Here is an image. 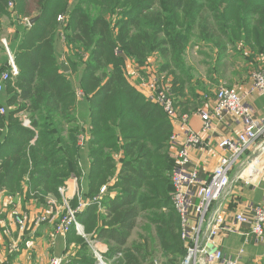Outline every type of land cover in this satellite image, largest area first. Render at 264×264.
<instances>
[{"label": "trees", "instance_id": "trees-1", "mask_svg": "<svg viewBox=\"0 0 264 264\" xmlns=\"http://www.w3.org/2000/svg\"><path fill=\"white\" fill-rule=\"evenodd\" d=\"M8 3L0 0V28L5 18L15 28L7 48L19 74L0 94V193L57 215L48 199L62 203L60 189L82 178L85 127L88 191L83 201H68L73 211L88 203L75 216L85 237L75 226L66 234L67 251L75 248L63 264H96L88 240L107 245L111 264L181 263L186 249L170 178L173 124L130 83L127 61L146 67L156 57L154 71L170 85L181 113H199L208 102L203 96L213 93L188 73L187 51L218 50L210 74L225 73L228 45L243 42L264 55V0H17L14 12ZM33 17L31 27L18 24ZM3 48L0 77L10 70ZM76 86L90 110L86 125Z\"/></svg>", "mask_w": 264, "mask_h": 264}, {"label": "built area", "instance_id": "built-area-1", "mask_svg": "<svg viewBox=\"0 0 264 264\" xmlns=\"http://www.w3.org/2000/svg\"><path fill=\"white\" fill-rule=\"evenodd\" d=\"M13 6L12 0H9L8 7ZM58 21H63L62 17H59ZM9 65V72L3 73L0 77V94L4 91L5 84L19 74L12 57ZM151 72L150 81L145 82L146 86L142 88L145 91L144 96L160 105L172 124L178 123L183 131V134L174 131L170 139L171 151L173 150L176 155V167L170 175L174 188L172 202L181 219V239L186 249L180 264H241V256L226 257L216 240L221 235L240 233L236 229L238 224L250 226L249 231L242 234L246 240L252 236L257 242L263 241L264 201L251 207L252 218L242 212L237 213L234 217L235 226H230L224 214L220 210L215 211V207L224 196H228L232 183L231 175L235 167L261 137H264V106L259 116L248 101L256 95L264 96V68L252 73L248 90L241 91L234 87L221 86L213 100L206 99L208 102L199 114L202 121L200 130L194 129L190 115L182 114L176 106L175 98L170 93V85L162 84L157 72ZM0 112L4 114L5 110L1 108ZM228 123L234 125L237 134L223 135L217 140L216 145H213L216 133ZM23 125L29 128L30 121L25 118ZM87 139L88 135L83 133L79 138V144H84ZM209 153L218 157V164L203 178L200 176L199 168ZM194 157L198 161H195ZM256 164H259L258 158ZM246 170H242L239 177H246L244 179L247 184H255L261 179L260 169H249L248 166V172ZM105 190L104 187L102 193ZM60 191L63 193V189ZM84 204L80 202L76 211L68 209L67 216L55 227L56 234L66 236L73 226L80 235L84 234L83 226L75 218L76 213L83 210ZM53 218L46 214H38L32 219L29 213H19L15 217V223L20 233H26L29 225L51 223ZM98 245L95 241L90 245L96 264H111V261L106 259V253L101 251ZM242 253L243 251L239 255ZM64 262L63 258H55L51 264ZM0 264L6 263L0 261Z\"/></svg>", "mask_w": 264, "mask_h": 264}, {"label": "crops", "instance_id": "crops-1", "mask_svg": "<svg viewBox=\"0 0 264 264\" xmlns=\"http://www.w3.org/2000/svg\"><path fill=\"white\" fill-rule=\"evenodd\" d=\"M8 28L9 27L6 29ZM14 32L15 30L12 29L8 34H14ZM149 65L150 67L147 68ZM128 66L131 71L136 74V78L140 77L142 74H146V76H148L151 71H154L151 64H148L146 67H141V70L135 68L138 66L131 61H129ZM135 71H137V73ZM226 72L227 70L225 73ZM133 73L132 75H134ZM225 73L223 74V72H221L220 76L216 75L214 76L215 78L211 77L210 79L212 80L213 78L215 81H212L218 83L217 78L219 77V81H222V78L226 77ZM228 84L234 85L235 83L230 82ZM250 84L245 88L237 89L241 91L248 90ZM248 101L254 106L257 114L261 116V113L259 112L264 106V96L256 95ZM77 111L80 123L85 125L90 118V110L88 109V105L84 99L77 102ZM199 114L200 112L190 114L191 124L196 130H200L202 128V121ZM173 128L174 131L183 134L181 126L178 123L173 124ZM237 132V129L234 128L232 123L224 125V127L216 133L213 145H216L218 142L217 140H219L221 136L228 134L235 136ZM260 141H262V143H260L259 147H256V143L255 146L242 157L240 163L235 167L231 175L232 183L229 194L226 197L224 196L215 207V211L220 210V212L224 214L225 219L230 226H235L234 217L237 213L242 212L249 218H252L253 215L251 207H254L264 201V151H262L258 156L259 164H256L257 158H255L256 151L264 145V137H261ZM80 147V165L83 171L82 178L80 180L72 178L66 182L63 188H61L63 189V193H61L62 197L66 198L68 201L74 199L75 197L82 200V193L88 191L87 176L90 166L89 151L85 144L80 145ZM194 160L198 161L195 157ZM217 164L218 157L209 153L205 161L203 162L202 160L200 164V176L203 178L208 176ZM248 166L249 169L258 168L262 171L261 179L255 184H247L244 179L246 177H239L242 170L247 169L246 171L248 172ZM84 205V208H86L88 203H85ZM48 206L50 205L48 204ZM45 208L46 206H39L33 200L29 201L25 205V208H23V202L20 198L13 201L12 199H8L4 193H0V261H4L6 264H50L52 259H65L73 254L75 248L74 244L72 245V248L67 251L66 236L54 233L55 226L53 225V222L39 226L29 225V229L26 233L19 232L15 223V217L17 214L29 213L33 219L36 215L42 212L46 213L44 211ZM51 208L55 211V214L59 213L58 208ZM236 229L239 230L240 233L227 234L226 236H221L216 240L224 255L232 258L241 256V264H264V239L261 242H257L254 237L250 236L249 239L246 240L247 238L242 234L249 231V225L236 224ZM205 232L206 226L204 233ZM98 244L99 249L107 254V245L100 242ZM90 249L92 251V248ZM241 251H243V253L242 255H239Z\"/></svg>", "mask_w": 264, "mask_h": 264}, {"label": "rangeland", "instance_id": "rangeland-1", "mask_svg": "<svg viewBox=\"0 0 264 264\" xmlns=\"http://www.w3.org/2000/svg\"><path fill=\"white\" fill-rule=\"evenodd\" d=\"M16 2L17 0H12V3L14 6L12 8L8 7L9 11L14 12L16 10L15 9L17 6ZM32 7H33V10H35V7L34 6ZM32 15L33 16L36 15V12L34 11ZM62 19L63 21L62 22L60 21V22L64 23L65 22L64 17H62ZM3 21H4L3 27L0 28V51H2V48L5 46L6 47L5 54L8 55L9 61H10V57H12L14 61V57L9 53V49L7 48V39H8V35H12V34H8L9 31L12 29L15 30V28L14 26H12L11 21H8V18H5ZM30 21L31 19H23V21H19L18 24L23 22V24L26 23V25L31 27ZM7 27L9 28L12 27V28L6 29ZM244 44L243 42H239L237 44H232V45L227 46L226 54L222 59V62H224L227 65V68H226L227 74L225 73L226 77L222 78V81H219L220 78L218 77L217 78L218 83L216 84L210 78L214 77L213 75L220 76L221 73L213 70L214 73L210 74V70L212 69L214 65H216V63L219 60L218 55H217L218 50H215L213 52L212 50H209L208 48H205V47L202 50H200L199 48L193 47L187 51L185 61H186V66L188 67V70H189L188 73L191 74L194 81H201V83L207 86L210 92L213 93V96H209V97L208 95L203 96L204 99L213 100L214 99L213 97L215 96L216 92L221 86H226V87L230 86V87L239 88V89L245 88L251 82L252 73L260 68H264V55L256 54L253 49H251L247 44L245 45ZM216 51H217V54H216ZM128 63L129 61H127V66H126V74H127L128 80L136 89L140 90L143 93V95H145V91L142 90V88L143 86H146L145 82L150 81V74L152 72H150L148 76H146V74H142L140 75V77L136 78V74H134L131 71V69L128 66ZM149 64H151L153 68L158 69L159 64H158V59L156 57H152L149 61ZM149 67L150 65L147 68ZM135 68L141 70V67H135ZM135 72L137 73V71ZM132 73L135 76L132 75ZM75 79L78 80L77 77H75ZM230 82L235 83V84L234 85L228 84ZM199 93L201 94V96L204 95L203 91ZM76 98H77V102L80 101L81 99H84V93L78 86H76ZM197 103L200 105H204V102L203 104H201L202 102L200 103V101H197ZM85 131L86 130L84 127V133ZM260 143H262V141L259 140L256 144L257 145L256 147H259ZM84 144H79V145H84ZM171 152H172V157L174 158V160H176L175 152L173 150ZM48 201H49L48 204L50 205V207L58 208L59 210V213L55 215L52 220L53 223L56 222L55 217L57 216L66 217L67 216V212L65 211L68 209V200L66 198L62 197V203H59L57 202L56 197L50 196V200L48 199ZM54 233H55V227H54ZM221 236H225V235H221ZM83 237H85L84 234H83ZM88 241H89L88 244L90 246L92 241L90 240ZM160 264H166V263H163V261H161ZM176 264H180V263L178 262Z\"/></svg>", "mask_w": 264, "mask_h": 264}, {"label": "water", "instance_id": "water-1", "mask_svg": "<svg viewBox=\"0 0 264 264\" xmlns=\"http://www.w3.org/2000/svg\"><path fill=\"white\" fill-rule=\"evenodd\" d=\"M38 20V17L31 19L30 25L32 26L36 21ZM65 70H68V67H64ZM264 151V145H262L259 150L256 151L255 158H258L259 154ZM258 152V153H257ZM252 162V161H251Z\"/></svg>", "mask_w": 264, "mask_h": 264}]
</instances>
